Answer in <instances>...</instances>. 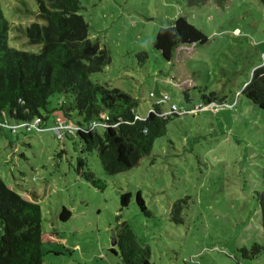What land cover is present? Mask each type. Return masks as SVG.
Segmentation results:
<instances>
[{"label":"rangeland","instance_id":"1","mask_svg":"<svg viewBox=\"0 0 264 264\" xmlns=\"http://www.w3.org/2000/svg\"><path fill=\"white\" fill-rule=\"evenodd\" d=\"M24 2V3H23ZM88 38L110 61L88 78L117 87L136 99L144 116L153 103L186 111L172 116L165 134L131 168L105 174L95 151L81 152L75 136L57 138L53 121L40 130L0 127V179L40 206L41 226L57 240L42 245L45 264H122L113 244L116 216L148 245L149 264H264L256 191L262 187L264 110L241 93L252 70L264 61V4L259 0H79ZM11 26L8 45L29 51L24 28L36 20L35 0H0ZM178 15L206 41L181 45L170 60L152 42ZM146 57L140 61L139 53ZM63 94L48 97L54 106ZM201 104L200 109H196ZM44 114V111H41ZM76 118V114L72 113ZM82 158L104 186L76 175ZM130 193L126 206L119 197ZM138 191L148 211L135 202ZM179 200L180 219L172 203ZM61 207L70 211L58 219ZM113 249L116 253L112 252Z\"/></svg>","mask_w":264,"mask_h":264},{"label":"trees","instance_id":"2","mask_svg":"<svg viewBox=\"0 0 264 264\" xmlns=\"http://www.w3.org/2000/svg\"><path fill=\"white\" fill-rule=\"evenodd\" d=\"M196 4L204 0H187ZM223 1V0H217ZM264 4V0H259ZM36 20L24 28L29 44L38 45L37 51L18 49L8 45L10 22L0 5V120L25 121L34 117L51 118L62 130V137L73 135L81 145V152L95 151L105 174L127 170L151 151L154 139L165 134L172 116L186 111L165 112L155 102L144 116L133 108L136 99L117 87L92 82L88 75L99 71L110 61L104 47L88 38V25L79 12V0H35ZM24 3V2H23ZM206 41L205 35L185 16L178 15L168 26L160 27L152 45L162 58L170 60L181 45H197ZM140 61L146 57L139 53ZM63 96L54 106L48 97ZM241 93L252 104L264 110V61L252 72ZM198 104L196 109H200ZM44 111V114L41 113ZM76 114V118L72 116ZM104 117H107L106 119ZM104 121V127L89 128L91 121ZM60 139V138H59ZM82 158H77L76 175L102 188L103 182L92 171L83 169ZM262 187L256 191L263 235L262 244L253 243L249 252L255 256L264 250V165L260 170ZM130 199L128 191L120 194V208ZM134 199L138 207L148 213L139 192ZM179 200L172 203L171 213L180 219ZM70 211L61 207L58 219L65 221ZM39 204L31 197L19 195L0 179V264H45L42 245L57 240L55 230L41 226ZM115 245L122 264H149V247L137 239L131 225L116 216ZM112 252L116 253L113 249Z\"/></svg>","mask_w":264,"mask_h":264},{"label":"built area","instance_id":"3","mask_svg":"<svg viewBox=\"0 0 264 264\" xmlns=\"http://www.w3.org/2000/svg\"><path fill=\"white\" fill-rule=\"evenodd\" d=\"M167 99L166 96H162L160 99H157L156 102H163ZM177 107L174 104H170L168 110L165 112H168L169 110H176ZM105 119L107 117H104ZM106 123L104 121H91L89 128H94V127H104ZM0 127L1 128H9L10 131L15 132L19 127L23 128L25 131H31V130H40V118L39 117H34L31 120H25V121H8L6 119L0 120ZM57 138L62 137V130L59 126H54L53 127Z\"/></svg>","mask_w":264,"mask_h":264},{"label":"water","instance_id":"4","mask_svg":"<svg viewBox=\"0 0 264 264\" xmlns=\"http://www.w3.org/2000/svg\"><path fill=\"white\" fill-rule=\"evenodd\" d=\"M113 244H115V237L113 238Z\"/></svg>","mask_w":264,"mask_h":264}]
</instances>
